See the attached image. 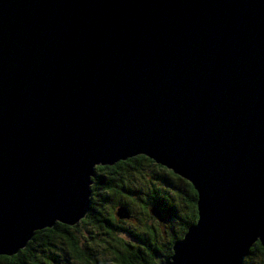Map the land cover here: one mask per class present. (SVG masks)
Wrapping results in <instances>:
<instances>
[{
    "label": "water",
    "instance_id": "obj_1",
    "mask_svg": "<svg viewBox=\"0 0 264 264\" xmlns=\"http://www.w3.org/2000/svg\"><path fill=\"white\" fill-rule=\"evenodd\" d=\"M137 156L198 194L158 264L264 247V0H0V256L78 224L95 168Z\"/></svg>",
    "mask_w": 264,
    "mask_h": 264
},
{
    "label": "trees",
    "instance_id": "obj_2",
    "mask_svg": "<svg viewBox=\"0 0 264 264\" xmlns=\"http://www.w3.org/2000/svg\"><path fill=\"white\" fill-rule=\"evenodd\" d=\"M92 182L91 210L86 218L74 226L57 223L53 229L36 232L17 255L0 256V264H57L60 257L68 264H158L157 257L172 255L175 242L183 239L198 220V194L193 185L145 156L114 166H98ZM132 201L137 202L142 216L168 226L164 238L160 237L156 223L145 220L135 230L124 226L133 218ZM120 209L128 212V219L118 217ZM153 209L162 214V222L151 214ZM86 223L94 229L88 238L80 232V225ZM122 235H129L132 242ZM95 242L102 243V255L107 254L110 259L92 252ZM244 264H264V247L260 242L251 248Z\"/></svg>",
    "mask_w": 264,
    "mask_h": 264
},
{
    "label": "rangeland",
    "instance_id": "obj_3",
    "mask_svg": "<svg viewBox=\"0 0 264 264\" xmlns=\"http://www.w3.org/2000/svg\"><path fill=\"white\" fill-rule=\"evenodd\" d=\"M139 176V175H138ZM140 178V176H139ZM135 181H138V178L135 177ZM143 185V182H141L139 184V187H142ZM161 188H164L163 186H161ZM135 199V198H133ZM130 205H133L131 208L132 210V215H133V218L132 220L130 221H126V223L124 224V226L130 230H135L137 228H139L141 225H143V223H145V220L148 222V223H156V226L158 228V233L160 235L161 238H164V235L166 234V230L168 228L167 225H163V224H159L157 223L156 220L154 219H148L147 217H144L141 215V210L140 208L138 207V204L136 202V204H134V201H132L130 203ZM110 207V206H108ZM109 209V208H108ZM184 213V212H183ZM182 213V214H183ZM140 219L141 222H138L137 220ZM175 225L177 223H174ZM178 225V224H177ZM94 229H93V226L89 223H86V224H81L80 225V232L84 235V237L88 238V236H91L94 232ZM123 238H125L127 241H131L132 242V239L131 237H129V235H122ZM60 241V240H59ZM60 247L63 248L62 245L59 244ZM92 252L94 254H97L98 256H100V258H106V259H110L111 257L109 255H102V253H104V247L102 246V243H99V242H95V244H92ZM67 257V255H66ZM69 260H71L70 258H68ZM59 263L57 264H68L66 262V260L63 258V257H60L59 259ZM73 264H78L77 262H73ZM108 264H112L111 262H108Z\"/></svg>",
    "mask_w": 264,
    "mask_h": 264
},
{
    "label": "flooded vegetation",
    "instance_id": "obj_4",
    "mask_svg": "<svg viewBox=\"0 0 264 264\" xmlns=\"http://www.w3.org/2000/svg\"><path fill=\"white\" fill-rule=\"evenodd\" d=\"M129 261H131V260H129ZM132 263V262H131Z\"/></svg>",
    "mask_w": 264,
    "mask_h": 264
}]
</instances>
